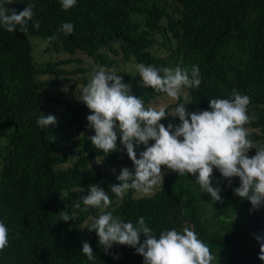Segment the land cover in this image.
Instances as JSON below:
<instances>
[{
	"label": "trees",
	"instance_id": "trees-1",
	"mask_svg": "<svg viewBox=\"0 0 264 264\" xmlns=\"http://www.w3.org/2000/svg\"><path fill=\"white\" fill-rule=\"evenodd\" d=\"M28 3L34 5V20L27 32L18 27L10 33L0 25V221L9 228L0 264H144L126 245L106 253L96 233L87 230L90 217L101 214L91 206L83 211L79 201L93 184L112 199L105 212L134 225L144 217L157 238L162 231L190 227L216 256L213 264H264L255 239L264 235V213L250 212L251 203L234 194L239 178L229 186L214 169L212 185L221 189V202L202 193L196 177L174 172L150 196L130 189L116 197L110 185L119 183L121 169L134 171V165L119 134L115 152L107 155L93 146L88 138L95 132L87 120L92 113L78 99L91 78L84 68L63 69L78 61L72 58L76 52L107 68L131 60L158 68L197 65L200 87L185 88L178 100L160 107L171 112L182 103L189 113L210 110V99H230L236 90L250 97L249 138L264 147V0H76L68 10L60 0H13L7 6L19 13ZM63 23L74 25L71 34L58 31ZM32 38L69 57L37 64ZM50 74L56 78L41 79ZM118 75L146 105L166 96L144 87L140 76ZM64 82L71 84L73 97L61 89ZM42 114L55 116L57 123L42 128L36 122ZM160 123L181 122L169 116ZM143 150L144 145L136 148L138 157ZM255 154L249 150V157ZM62 211L72 220L62 221ZM84 242L95 259L82 253Z\"/></svg>",
	"mask_w": 264,
	"mask_h": 264
},
{
	"label": "clouds",
	"instance_id": "clouds-1",
	"mask_svg": "<svg viewBox=\"0 0 264 264\" xmlns=\"http://www.w3.org/2000/svg\"><path fill=\"white\" fill-rule=\"evenodd\" d=\"M12 3L13 0L0 2V25L10 33L16 32L18 27L20 32H27L28 23L34 20V5L28 3L23 11L17 13L7 6ZM60 3L68 10L76 5V0H60ZM34 26L38 29L40 22L35 21ZM73 30L72 23H63L58 31L68 35ZM55 39V35L49 37L50 41ZM136 70L144 87H151L174 100L179 99L183 89L199 88L202 83L197 65H192L189 70L179 65L173 69L137 64ZM79 93L82 95L78 99L92 113L87 120L95 132L88 138L93 146L107 155L115 152L118 150L119 134L134 165V171L127 167L121 169L117 177L119 183L110 185L116 197H122L130 189L150 196L157 186L163 185L166 173L162 172V168H166L179 176L188 174L196 177L195 183L202 193L209 194L212 201L221 202V189L212 185L216 169L229 186L233 178H239L240 186L233 191L236 196L251 203L250 212L264 206V147L255 148L254 156L248 155L249 150L254 149L245 127L250 122L249 96L233 90L230 99H210V110L189 113L186 105L181 103L168 112L164 107L146 105L143 98L131 94V85L125 83L115 68L103 67L93 71L90 81ZM169 116L179 118L181 123H170L165 127L160 122ZM36 122L42 128L57 123L51 114L40 115ZM150 141L154 144L149 146ZM139 145H144L145 150L138 157L136 148ZM89 188L90 193L79 201L85 206L83 211H87L89 206L100 209L101 214L90 217L92 223L87 230L96 233L106 253L114 245H126L143 256L144 264H213L216 260L209 246L190 227H184L182 231L165 230L157 238L145 224L144 217H140L134 225L111 212H105L112 199L99 185L93 184ZM74 207L79 209L80 202ZM59 216L64 222L72 220L66 211ZM255 239L260 244L258 258L264 261V235H256ZM8 246L9 228L0 221V252ZM82 253L89 260L95 259L88 242L83 243Z\"/></svg>",
	"mask_w": 264,
	"mask_h": 264
},
{
	"label": "rangeland",
	"instance_id": "rangeland-1",
	"mask_svg": "<svg viewBox=\"0 0 264 264\" xmlns=\"http://www.w3.org/2000/svg\"><path fill=\"white\" fill-rule=\"evenodd\" d=\"M30 43L32 45L31 55L37 64L44 63V62L49 61L51 59H54V60L55 59H61L62 60V59H67V57H69L68 55L66 56V54H62L61 52L58 53L56 50H53V49L46 50L47 43L45 41L41 40L40 38H32L30 40ZM72 58H75L78 61L77 62L73 61L67 65H64L63 69L66 71H71V70H74V69L79 68V67L87 69L88 72L84 75L87 76L88 78H91L94 70H98L100 67H103V66L95 65L92 62V60H90L84 53L76 52ZM136 66H137V64H135L131 60L129 62L119 61L117 65H115L111 68H107V67H103V68H106V69L115 68L117 71V74H131L134 76H139V74L137 73V70H136ZM66 77L69 78L72 76L66 75ZM55 78L56 77L53 74L41 77L42 80H44V79H55ZM64 83L65 84L62 86L61 89L65 92L66 97H73V93L71 94L69 89H68L71 84L67 83V82H64ZM159 101H160V104H159V102H151L149 104H152L153 106L159 105V107H160L161 103L163 104V106H167V105L175 102L174 99L169 98L167 95L165 97H163L162 99H160ZM253 145H254V149L258 148V147H263V146L258 145L257 143L253 144ZM165 173H172V171L167 169V171ZM157 188H159V186H157ZM138 194H140V193H138ZM259 210L261 213L262 212L264 213V206H262Z\"/></svg>",
	"mask_w": 264,
	"mask_h": 264
}]
</instances>
